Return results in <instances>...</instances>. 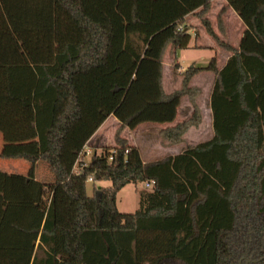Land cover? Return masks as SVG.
<instances>
[{
	"label": "trees",
	"instance_id": "1",
	"mask_svg": "<svg viewBox=\"0 0 264 264\" xmlns=\"http://www.w3.org/2000/svg\"><path fill=\"white\" fill-rule=\"evenodd\" d=\"M225 1L245 26L237 47L211 30V0H0V128L37 137L0 153L29 163L25 175L0 171V264H264V0ZM198 8L230 55L222 67L216 55L188 67L168 93L166 53L190 48L185 17ZM202 70L214 75L212 136L143 161L121 132L172 123ZM110 116L112 143L90 144ZM194 119L161 130V141L182 142ZM40 161L50 183L32 176ZM128 184L133 213L116 208Z\"/></svg>",
	"mask_w": 264,
	"mask_h": 264
},
{
	"label": "rangeland",
	"instance_id": "2",
	"mask_svg": "<svg viewBox=\"0 0 264 264\" xmlns=\"http://www.w3.org/2000/svg\"><path fill=\"white\" fill-rule=\"evenodd\" d=\"M217 12L213 11L207 19L209 25L212 26L214 32L223 37L218 30V20ZM235 19V17H234ZM232 20L228 17L225 20V26L228 29L231 39H235L238 35L239 29L245 26L241 24L239 20ZM201 28L199 30L203 31L207 37V41H212L216 43L215 38L207 32L204 26L200 22ZM243 25V26H241ZM188 31L191 34L190 43L193 42L194 36L192 34L191 28L188 27ZM208 33V34H206ZM201 36V34H200ZM230 38V36H229ZM230 40V39H229ZM234 42V40H233ZM217 45L218 54L217 60L219 61L218 67H221L222 62H226L229 57V53H224V50ZM226 52V51H225ZM228 55V56H227ZM177 59H174L173 54L170 52V56H166L165 60V78H164V89L166 92L171 93L173 91L179 90L182 87V78L187 70L192 64L196 67L203 68L206 67L212 57V52L209 49H193L187 48L183 50H178L176 52ZM214 56V55H213ZM178 60V61H177ZM214 75L210 71L202 70L195 73L186 85V90H190L189 94H185L181 97L180 105L177 109V114L172 123L163 125H153L144 124L138 128V131L131 132L130 138L138 143L137 148L142 149V155L148 156L153 153V160L161 158L165 155H175L181 151L185 144L195 145L199 142L209 139L212 135L211 129V113L209 112L208 98L209 93L213 84ZM195 111V113H194ZM195 114L199 117V120L192 121L193 125H190L183 135V140L177 144H164L160 138V131L166 127H172L178 123L188 122V120ZM113 118L110 120L112 121ZM110 120L108 122H110ZM110 123L100 130V139L107 140V145L113 140L117 127H109ZM127 141V140H126ZM128 142V141H127ZM36 143V134L33 130L26 126H21L18 128H0V153H13L21 150H29ZM131 145L134 146L131 142ZM140 145V146H139ZM139 151V150H138ZM27 163L24 160L15 159H0V170L4 168V164H9L11 168L18 172H24L27 174L29 168V163H27L26 168L22 164ZM20 164V166H19ZM43 175L45 180H50L52 174L48 169L46 162H37L33 176L37 177ZM50 183V182H48ZM110 185L107 181H96L94 182L95 187H104ZM87 193L91 194L93 184L87 183ZM138 195L135 192V186L133 184H128L123 187L116 196V208L120 212L133 213L138 208Z\"/></svg>",
	"mask_w": 264,
	"mask_h": 264
},
{
	"label": "crops",
	"instance_id": "3",
	"mask_svg": "<svg viewBox=\"0 0 264 264\" xmlns=\"http://www.w3.org/2000/svg\"><path fill=\"white\" fill-rule=\"evenodd\" d=\"M218 11L217 12V15L220 13V12H222V14H221V22H222V25H223V28H224V34H221V35H224L223 37H221L220 35H218L216 32V35H218L219 36V38L220 39H222L223 41H225V42H228L232 47H237L238 46V43H239V41H240V38H241V35H242V33H243V31H244V27H241V29H239V32H238V35H237V37L235 38V39H233L234 40V42H233V40L231 39V35H229V33H228V29L226 28V26H225V20H227L228 19V17H231L232 18V20L234 19V17H235V19H234V21L235 20H239L240 22H241V20L238 18V16H237V14L232 10V9H230V7H228L227 6V3H226V1L225 0H211V3H210V8H209V10H208V12L206 13V15H205V18L206 19H209V15L210 14H212V12L213 11ZM199 11V8L195 11V12H193V13H191V14H189V15H187L186 17H185V24H186V26L187 27H190L191 28V31L190 32H192V34H193V36H194V40H193V42L192 43H190V48H193V49H209V50H211V52H212V56L213 55H217L218 54V50H217V43H214V42H212V41H207L206 39H207V37H206V35H205V33L203 32V31H201V30H199L200 28H201V25H200V18L196 15V13ZM216 15V16H217ZM241 24H243L242 22H241ZM211 26V25H210ZM241 26H243V25H241ZM211 29H212V26H211ZM220 33V32H219ZM200 34H201V36H200ZM206 34H208V33H206ZM229 36H230V38H229ZM230 39V40H229ZM194 46H196V47H194ZM222 50V49H221ZM223 51V50H222ZM224 53H227V52H225L224 51ZM166 56H170L169 54L167 55V53H166ZM228 56V55H227ZM174 59H177V57L176 56H174L173 57ZM167 58L165 57V60H166ZM165 60H164V73H163V75H164V78H165V69H166V66H165ZM178 61V60H177ZM224 63L225 62H222V64H221V67L224 65ZM218 64H219V61H218ZM196 67L194 64H192L191 65V67ZM209 112H210V110H209ZM111 118H113L112 119V121L110 120ZM110 120V122H108ZM107 123H110L109 124V127H117L118 126V121L114 118V117H112V116H110V117H108L106 120H105V122L98 128V130L94 133V135L91 137V139L89 140V143L90 144H96V145H98V146H102V145H107V140H105V139H100V137H101V135H100V130L103 128V126H106L107 125ZM144 124H153V125H163V124H158V123H143V124H140V125H138L136 128H134V129H124L122 132H121V137L122 138H124L125 140H127L128 141V144H130L131 145V142H132V144L135 146V147H137L138 146V143H135V141L133 140V139H131L130 138V133L131 132H137L138 131V128L140 127V126H143ZM211 129H212V125H211ZM212 131V130H211ZM212 136V135H211ZM36 143H37V137H36ZM35 143V144H36ZM112 143V141L110 142V144ZM34 144V145H35ZM136 144H137V146H136ZM140 146V145H139ZM139 150V153H140V156H141V159L143 160V161H146V160H153L152 158H153V153H151L150 155H148V156H143L142 155V149L140 148V149H138ZM16 160V159H15ZM19 161V160H18ZM9 164L10 163H8V164H4V168L3 169H1L0 171H4V172H7V173H12V174H23V175H25L26 173H24V172H18V171H16V170H14L13 168H11L10 166H9ZM20 164H22L21 162H20ZM20 164H19V166H20ZM27 163H24V164H22V166H24V168H26V165ZM37 164H35V166H36ZM28 171V170H27ZM35 171V170H34ZM32 176H33V174H32ZM35 179H37L38 181H41V182H44V183H48V182H51L52 181V178L50 179V180H45V178L43 177V175L41 176V175H39V176H37V177H35V176H33ZM138 201V200H137Z\"/></svg>",
	"mask_w": 264,
	"mask_h": 264
},
{
	"label": "built area",
	"instance_id": "4",
	"mask_svg": "<svg viewBox=\"0 0 264 264\" xmlns=\"http://www.w3.org/2000/svg\"><path fill=\"white\" fill-rule=\"evenodd\" d=\"M83 149H84V152L82 153V155L84 154V155H87V156H88V155L90 154L89 149H88L87 147H85V148H83ZM82 155L78 157L77 162H76V166H75V172L78 173V174H79L80 171H81V170L87 165L86 160H83V159H82ZM109 159L111 160L112 157H110ZM88 181L91 182V181H92V178L89 177V178H88ZM145 186L148 187L149 184L146 183Z\"/></svg>",
	"mask_w": 264,
	"mask_h": 264
}]
</instances>
